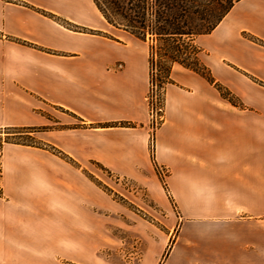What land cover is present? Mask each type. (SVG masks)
Listing matches in <instances>:
<instances>
[{
	"label": "crops",
	"instance_id": "0c3cea01",
	"mask_svg": "<svg viewBox=\"0 0 264 264\" xmlns=\"http://www.w3.org/2000/svg\"><path fill=\"white\" fill-rule=\"evenodd\" d=\"M21 1L107 32L93 0ZM104 34L0 0V129L39 128L38 140L81 167L99 163L143 184L170 221L172 198L180 232L163 264H264V0L237 2L195 41L241 105L175 65L154 158L149 54ZM119 122L134 126H109ZM2 166L0 264L85 263L99 236L97 211L118 204L46 149L8 144ZM156 166L167 168V191ZM160 257L150 253L154 264Z\"/></svg>",
	"mask_w": 264,
	"mask_h": 264
},
{
	"label": "rangeland",
	"instance_id": "374dc122",
	"mask_svg": "<svg viewBox=\"0 0 264 264\" xmlns=\"http://www.w3.org/2000/svg\"><path fill=\"white\" fill-rule=\"evenodd\" d=\"M7 1L34 9L45 16H48L58 22H61L69 29L92 34H104L103 32L88 30L84 27L67 23L59 18H55L54 15L44 10L37 9L36 7L22 2L21 0ZM104 35L114 41H126L133 48H139L143 46L148 54H150L151 45H155V43H152L150 40L147 42L135 40L124 31H119L109 25L107 26V32ZM157 79L158 78L156 76L155 83L151 84L150 82L149 91L147 93V101L150 108V115L153 103H157L159 106L162 107V112H160L159 115L163 116L165 103V88L158 87ZM161 124L159 125V127L161 126ZM157 128L153 130L151 118V137L153 139L154 133ZM36 130V132L40 131L39 128H36ZM0 131V136L3 139L9 136L8 138L12 142L39 145L41 147L37 148L49 150L53 154L59 155L63 159L65 157V154L59 151L57 148L38 140L34 134L35 132H20L14 135H7L6 128H1ZM40 143L44 144L45 146L40 145ZM6 145L8 144H5V146ZM151 152L154 158V151H152V147ZM2 155L3 151L0 153V197L3 196ZM65 161L69 163L67 160ZM79 168H81V171L100 190H102L106 196H108L112 201L118 204L117 208H113L108 213L106 212L104 214L102 211H97L95 224L99 236L96 238L95 249L93 253L90 252L81 255L85 262L81 264H154V260L150 258L151 252H154L155 254L159 253L161 255L159 259V264H163L167 256L169 255L170 250L173 249L174 243L177 240L180 232L181 222L178 218L179 216L177 214V209L174 206L173 199L171 198L172 208L170 221L168 219L167 213L163 210V206L156 203L151 198L150 192L148 191L147 187L143 184H139L138 182H135L131 179H127L126 177H123L121 175L113 174L109 172L105 167L100 168L99 166H97L96 163L89 164L84 167H81V165L79 164ZM159 168H163L166 170L165 175H161ZM156 171L161 180L163 181L164 188L167 191L165 184L167 168L156 166ZM80 226L81 228H87L82 223ZM168 237L169 242L167 246L162 249L164 240ZM64 264L73 263L65 262Z\"/></svg>",
	"mask_w": 264,
	"mask_h": 264
},
{
	"label": "trees",
	"instance_id": "16d2710c",
	"mask_svg": "<svg viewBox=\"0 0 264 264\" xmlns=\"http://www.w3.org/2000/svg\"><path fill=\"white\" fill-rule=\"evenodd\" d=\"M105 20L112 27L124 31L131 38L151 41L149 54L150 82L159 88L172 83L170 75L178 64L191 70L220 91L223 98L236 106L240 100L217 83L211 70L202 62V49L196 44L200 36L210 34L223 21L235 4L241 0H93ZM111 127H133V123L119 122ZM7 135L20 132L32 133L36 129L10 127ZM13 131V132H12ZM16 131V132H14ZM1 134V131H0ZM0 136V153L5 144L15 143L27 146L39 145L12 142ZM40 145L45 146L40 143ZM65 160L79 168V164L65 155ZM100 168H104L96 163Z\"/></svg>",
	"mask_w": 264,
	"mask_h": 264
},
{
	"label": "built area",
	"instance_id": "2783aa9c",
	"mask_svg": "<svg viewBox=\"0 0 264 264\" xmlns=\"http://www.w3.org/2000/svg\"><path fill=\"white\" fill-rule=\"evenodd\" d=\"M162 112V107L157 103H153L151 109V118H152V128L153 130L159 127V125L163 122V116L159 115ZM151 144H153V138L151 137ZM152 147V146H151ZM161 175H165L166 170L163 168H159Z\"/></svg>",
	"mask_w": 264,
	"mask_h": 264
}]
</instances>
